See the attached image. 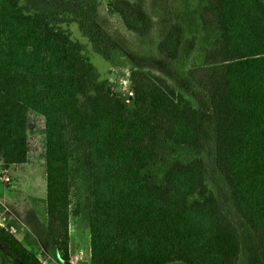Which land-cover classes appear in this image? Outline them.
Listing matches in <instances>:
<instances>
[{"label":"trees","instance_id":"1","mask_svg":"<svg viewBox=\"0 0 264 264\" xmlns=\"http://www.w3.org/2000/svg\"><path fill=\"white\" fill-rule=\"evenodd\" d=\"M98 0H0V160L26 163L39 121L45 166L46 229L59 258L69 260L71 138L88 142L89 264H240L239 231L204 177L198 111L167 81L131 69L129 110L104 81L81 44L52 23L45 9L98 30ZM124 25L144 34L151 21L140 0H107ZM213 41L188 78L209 99L215 161L233 209L255 235L264 262V2L207 0L199 13ZM99 33V31H98ZM179 23L157 48L170 59L187 55ZM175 144L189 161H169ZM169 161V162H168ZM167 163L158 179L150 167ZM20 264H43L8 225L2 252Z\"/></svg>","mask_w":264,"mask_h":264},{"label":"rangeland","instance_id":"2","mask_svg":"<svg viewBox=\"0 0 264 264\" xmlns=\"http://www.w3.org/2000/svg\"><path fill=\"white\" fill-rule=\"evenodd\" d=\"M140 1L151 21L148 30L141 35L128 29L117 14L107 9V0L97 1L94 23L98 30L87 33L82 32L81 23L75 17L61 15L52 9H45V12L52 23L66 29L70 37L81 44L83 53L93 65L95 81H104L126 102L129 110L134 109L128 81L131 69H141L164 78L191 100L198 111L204 146L201 158L205 182L238 228L242 243L240 264H264L257 252L255 235L233 209L225 179L216 165V126L208 96L186 74L189 67L202 63L204 51L213 41L212 34L202 29L199 16L207 0ZM172 22L181 25L183 41H194L192 50L187 55L180 52L176 59L166 57L157 48L158 41ZM35 122L30 132L33 134L29 137L28 161L3 168L0 160V223L12 226L11 231L38 254L43 264H89L88 142L77 137L70 140L75 158L70 164L69 260L65 263L59 258L46 229L45 166L39 121ZM192 157L187 146L175 144L169 161H189ZM167 168V163L150 167L158 179ZM2 257L3 264H17L5 251Z\"/></svg>","mask_w":264,"mask_h":264},{"label":"crops","instance_id":"3","mask_svg":"<svg viewBox=\"0 0 264 264\" xmlns=\"http://www.w3.org/2000/svg\"><path fill=\"white\" fill-rule=\"evenodd\" d=\"M1 225H4V224H2V223H0ZM8 226H10V225H8ZM12 227V226H11ZM18 237V236H17ZM19 238V237H18ZM20 239V238H19ZM21 240V239H20ZM21 242H23V241H21ZM52 242V241H51ZM24 245H25V243H24ZM26 246V245H25ZM27 248H28V246H26ZM30 249V248H29ZM2 254H3V252H2ZM2 254H1V257H0V264H3V257H2ZM37 254V253H36ZM37 256H38V254H37ZM39 257V256H38ZM16 261V260H15ZM16 263L17 264H20L18 261H16ZM43 263V262H42Z\"/></svg>","mask_w":264,"mask_h":264},{"label":"built area","instance_id":"4","mask_svg":"<svg viewBox=\"0 0 264 264\" xmlns=\"http://www.w3.org/2000/svg\"><path fill=\"white\" fill-rule=\"evenodd\" d=\"M5 180H8V177H5Z\"/></svg>","mask_w":264,"mask_h":264}]
</instances>
